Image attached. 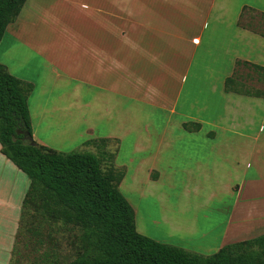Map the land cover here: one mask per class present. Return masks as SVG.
Wrapping results in <instances>:
<instances>
[{
	"label": "crops",
	"instance_id": "obj_1",
	"mask_svg": "<svg viewBox=\"0 0 264 264\" xmlns=\"http://www.w3.org/2000/svg\"><path fill=\"white\" fill-rule=\"evenodd\" d=\"M246 8L264 22V0H26L0 41V63L33 84L35 141L88 150L87 140L117 141L112 163L125 168L120 190L127 180L133 185V203L121 191L140 233L158 240L155 228L173 220L166 198L151 193L161 182L185 180L188 189L194 179L230 198L219 205L222 223L206 228L208 218L198 216L192 226L217 234L219 250L264 233V95L225 89L241 69L237 60L264 67V31L242 22ZM188 122L200 127L188 130ZM0 161L23 172L7 157ZM1 183L0 264H7L26 193L13 202ZM172 238L165 241L192 249L191 239ZM200 238L193 247L212 245Z\"/></svg>",
	"mask_w": 264,
	"mask_h": 264
},
{
	"label": "trees",
	"instance_id": "obj_2",
	"mask_svg": "<svg viewBox=\"0 0 264 264\" xmlns=\"http://www.w3.org/2000/svg\"><path fill=\"white\" fill-rule=\"evenodd\" d=\"M25 3L26 0H0V41ZM245 10L244 15L253 11ZM236 65H247L264 76L263 66L242 60H237ZM239 71L238 68L227 77L225 89L263 96L262 91L243 90L245 83ZM32 89L31 82L13 75L0 63L1 151L30 179L23 204L27 218H36L34 223H65L80 229V251L67 264H264V233L226 244L209 255L140 233L134 208L120 190L125 168L113 165L116 151L107 150L109 138L85 142L99 147L96 153L63 152L27 139L33 138L28 105ZM184 127L195 130L200 124L188 122ZM106 160L111 162L107 169L103 168Z\"/></svg>",
	"mask_w": 264,
	"mask_h": 264
},
{
	"label": "rangeland",
	"instance_id": "obj_3",
	"mask_svg": "<svg viewBox=\"0 0 264 264\" xmlns=\"http://www.w3.org/2000/svg\"><path fill=\"white\" fill-rule=\"evenodd\" d=\"M242 22L246 23L250 28L264 31L262 17L257 13L249 11L246 12V17ZM240 68V71L242 72L239 74L242 77L243 83H245L243 90L250 91L252 93L260 91L264 92V82H260L258 71L248 67L247 65L241 66ZM158 138L159 137H157V140ZM88 145L91 148L90 150H92L91 152H97L99 150V147L93 144ZM76 146L77 145L74 146L73 143L62 142L56 144L54 147L57 150L64 152L90 151L88 149H81L82 146ZM129 149L130 146L127 149H124L123 154L128 155L130 152ZM107 150L110 153L116 151L117 141L110 140L107 145ZM0 157L1 159H6L4 155H1ZM3 163L0 161V182H2L1 186H3V192L6 193L9 191L11 194H13L15 199L13 202H16V200L21 202L23 199L21 196L24 197L29 188L30 179L23 172H18V175L15 172L18 171V169L13 168L14 165L11 164V162H9V165L13 168V170L5 168ZM110 165V161L106 160L103 164V168L107 169ZM4 170L8 171H6L4 174ZM187 181L188 189H186V181L181 179L174 182H161L158 186L152 189L151 193L154 195V198L157 196L159 199V195H163V197L166 198L167 204H165L163 208L167 211L166 213L170 217L169 220L171 221V219H173L172 222H169L168 225L166 224L164 228H162L159 224L158 227L155 228V232H153L154 234L152 235L162 242H166L165 240L167 239L174 240L172 237L183 235L185 238L192 240V251L209 255L215 250H218L216 247L217 234L212 235L211 230H205L202 234L201 232L197 233L195 227L192 228V226L195 224L198 225V222L196 221L198 216L202 221L205 217L208 218V222H205V224L208 226L206 228H211V226L213 228L217 222L222 223L226 215L221 211L219 205L221 203H230L231 200L228 197L224 198L223 193H220V191L213 187L211 183H202L194 179ZM135 186L139 189H143V187L145 188V185ZM132 188L133 185L127 180L125 181V184L122 185L121 190L133 203ZM212 189L216 191L213 194L214 197L212 200H210L211 205L203 206L202 204L204 201L206 202L205 198L209 195V193L212 194ZM187 191L188 195L186 196ZM6 201L10 203L11 199H6ZM186 201L187 203H185ZM7 206L8 205L3 207H5L6 213L8 215L10 210L7 208ZM157 206L160 205L158 204ZM32 217L33 216H29L27 218V214H23L22 216L20 229H18V231L16 230L17 233H14V253L12 256V261L9 263L10 259L8 256V251L4 255V258L9 264H67L77 256L80 251L78 240L81 233L77 226L65 223H55V225L52 226V224L48 225L45 221L40 222V220H37V222L34 223L36 218L35 220H32ZM154 220H157V217H155ZM183 222L185 223L184 225ZM175 226L182 227L179 230L169 229L170 227ZM35 229H38L39 232L36 233V231H34ZM262 229L264 230V227H262ZM200 237L209 239V243L212 245L193 247V245L195 246L202 244V239ZM170 244L172 243L170 242ZM173 244L177 245L176 243Z\"/></svg>",
	"mask_w": 264,
	"mask_h": 264
},
{
	"label": "water",
	"instance_id": "obj_4",
	"mask_svg": "<svg viewBox=\"0 0 264 264\" xmlns=\"http://www.w3.org/2000/svg\"><path fill=\"white\" fill-rule=\"evenodd\" d=\"M27 139L30 140V141H32L33 138L31 136H29V137H27Z\"/></svg>",
	"mask_w": 264,
	"mask_h": 264
}]
</instances>
